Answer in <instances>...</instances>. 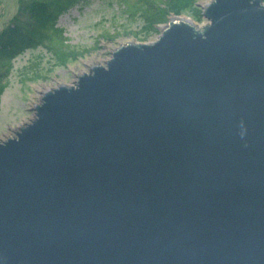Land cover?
Instances as JSON below:
<instances>
[{"label":"water","instance_id":"1","mask_svg":"<svg viewBox=\"0 0 264 264\" xmlns=\"http://www.w3.org/2000/svg\"><path fill=\"white\" fill-rule=\"evenodd\" d=\"M202 8L0 140V264H264V0Z\"/></svg>","mask_w":264,"mask_h":264},{"label":"rangeland","instance_id":"2","mask_svg":"<svg viewBox=\"0 0 264 264\" xmlns=\"http://www.w3.org/2000/svg\"><path fill=\"white\" fill-rule=\"evenodd\" d=\"M19 1L0 0V33L17 14ZM127 1L130 11L120 0H81L58 19L64 42L54 39L53 47L45 40L11 60L0 96V140L13 137V130L35 118L34 108L44 92L60 85L73 86L96 63L106 66L122 45L157 41L170 18H189L197 28L203 27L207 20L202 7L212 0H175L172 5L175 10L180 6L179 11L169 14L171 0H164L157 22L149 24L140 13L139 0Z\"/></svg>","mask_w":264,"mask_h":264},{"label":"trees","instance_id":"3","mask_svg":"<svg viewBox=\"0 0 264 264\" xmlns=\"http://www.w3.org/2000/svg\"><path fill=\"white\" fill-rule=\"evenodd\" d=\"M81 0H20L19 9L8 26L0 33V96L5 87V78L10 72L11 60L23 50L36 48L45 40L53 46V40L64 42L63 30L57 26L58 19ZM130 11L127 0H120ZM164 0H139L140 13L147 24L157 22L160 5ZM167 1V0H166ZM173 1L171 0L170 5ZM180 6L170 7L179 11ZM135 11L129 14L133 15ZM54 47V46H53ZM60 51V50H59Z\"/></svg>","mask_w":264,"mask_h":264}]
</instances>
